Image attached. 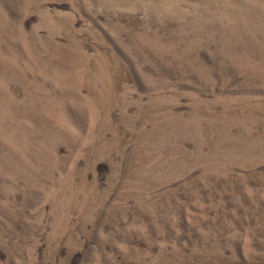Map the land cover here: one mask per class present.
<instances>
[{
	"label": "rangeland",
	"instance_id": "rangeland-1",
	"mask_svg": "<svg viewBox=\"0 0 264 264\" xmlns=\"http://www.w3.org/2000/svg\"><path fill=\"white\" fill-rule=\"evenodd\" d=\"M0 264H264V0H0Z\"/></svg>",
	"mask_w": 264,
	"mask_h": 264
}]
</instances>
